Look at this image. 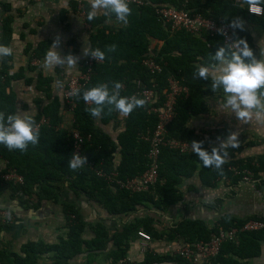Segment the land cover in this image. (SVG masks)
<instances>
[{
	"label": "trees",
	"instance_id": "obj_1",
	"mask_svg": "<svg viewBox=\"0 0 264 264\" xmlns=\"http://www.w3.org/2000/svg\"><path fill=\"white\" fill-rule=\"evenodd\" d=\"M145 1L147 4L142 6L128 4L130 8L128 22L126 26L119 28L106 24L109 17H116L114 13L106 12L102 16L94 15L89 19L91 7L86 3L85 21L93 30L90 37L91 51L99 49L104 52V57L101 62L94 64L89 81L75 97L76 105L72 111L71 128L62 126L63 111L68 109L57 95L52 94V77L42 72L38 73L36 88L42 91L43 97L47 99L43 105V98L37 99L39 109L32 116L35 122L39 123L38 142L29 143L24 151L9 150L0 145V158L6 162V168L0 171V194L4 189H9L12 196L18 198L21 206L37 208L44 200L59 202L62 192L69 189L78 197L86 196L89 201L97 203L110 215L129 216L137 213L142 207L168 212L184 201L185 194L181 187L186 179L192 178L198 172L203 183L209 187H216L224 178L235 184L243 182L244 170L253 174V182L260 181L264 174V155L238 159L236 154L244 149L241 143L224 148L227 155L219 168L214 165L205 167L195 151L180 152L167 146L163 147L159 158V181L145 192L131 193L97 175L96 170L100 168L107 173L116 169L117 178L126 180L146 171L149 143L142 136L153 131L158 121L157 114L149 112L150 104L143 96L137 94L135 97L143 99L145 103L133 108L125 116L124 129L114 140L96 124V121L100 119L102 123L107 124L117 120L119 111L114 106L105 104L101 107L99 115L93 116L89 109L97 106L91 101L86 103L82 98L83 91L100 83H107L111 89L113 82L119 81L121 83L119 95L132 97L141 88L150 87L155 82L157 83L155 88L161 96L156 106H160L164 100L163 91L168 87V79L175 77L181 85L188 88V93H182L177 98L176 114L167 128L168 138L190 145H193V141H199L201 147L209 152L216 147L210 145L211 140H207L190 127L189 121L209 113L208 98L221 91L217 89L214 93L211 90L210 79L194 77L193 72L199 65L212 63L211 54L221 45H225L224 39L222 36H211L206 32L199 35L185 30L172 32L167 24L159 20L156 12L158 7L170 5L228 25L232 19L238 17L243 21L244 29L243 31L234 29L235 37H245L255 52L256 47L248 26L256 25L264 30V15L258 18L247 10L250 3H257L264 9V0H190L187 4H184V0ZM71 9L77 10L76 2H71ZM11 21V17H8L4 22L0 42L2 44H9L12 33ZM150 37L159 38L163 41L162 46L152 50ZM112 45H115V48L109 51ZM49 47V41L41 42L34 50L33 58L37 60L44 58ZM147 57H152L161 65L162 70L152 72L148 69L143 63ZM11 59L12 55L2 57L0 69V116L3 117L16 113V93L12 89L7 91V88H11L13 79L25 76V69L10 73ZM29 68L32 69L31 66ZM26 82H32V78H26ZM72 128H77L83 135H90L83 145L86 163L75 169L68 167L74 149ZM118 153L120 163L115 165ZM10 168L22 176V183L3 179L2 174ZM236 170L240 173H235ZM223 203V199H218L211 207L219 210ZM63 211L68 222V233L65 238H60L55 244L27 243L22 247L23 257L16 253L0 252V263L39 264L41 255L53 253L55 263L73 264L71 261L84 252L90 257L97 252L106 251L112 243L116 250L111 251L108 257L111 264H116L127 258L130 242L140 229L153 239L195 243L210 241L212 234L219 231L220 227L228 229L241 226L249 219L264 223V217L238 219L226 214L212 225L204 220L184 219L164 232L156 227L153 217L146 215L126 222L110 236L106 227L99 222L89 226L76 205L64 202ZM88 227L95 235L91 239L84 237ZM262 244L264 229L241 233L236 240L223 244L220 254L212 264H242L243 260L257 257ZM166 263L193 264L179 255H161L152 251L146 252L142 262L128 264Z\"/></svg>",
	"mask_w": 264,
	"mask_h": 264
},
{
	"label": "crops",
	"instance_id": "obj_2",
	"mask_svg": "<svg viewBox=\"0 0 264 264\" xmlns=\"http://www.w3.org/2000/svg\"><path fill=\"white\" fill-rule=\"evenodd\" d=\"M91 5L92 3L90 7ZM105 13L106 11L102 8L95 10L96 16H102ZM8 17L12 20L10 25L12 33L8 44L12 48L9 70L10 73H14L25 69V76L13 79L11 88H7V91L12 89L16 93V113L33 116L39 109L37 99L43 98L42 105L47 102L42 91L36 88L38 73L42 72L52 77V94L61 99L60 94L67 79L80 72L82 63L89 56L85 52H91L90 37L93 30L85 21V16L81 13L79 15L78 10L67 8L64 0H0V42L3 37L4 22ZM106 24L113 28L126 26L116 17H109ZM248 30L253 38L256 54L259 55V50L264 48V30L256 25H249ZM57 39L61 56L71 55L76 61L44 67L45 57L41 60L34 59V50L43 41H49L52 44ZM150 43L151 49L154 50L159 49L163 41L150 37ZM1 67L2 57H0V69ZM26 78H32V82L27 83ZM208 104L209 113L191 119L190 127L207 140H211L210 145L219 146L223 142L224 148H227L237 143L243 144L244 149L236 154L238 159L264 155V113L257 116L253 112L247 118L238 119L230 108L225 107L222 90L210 96ZM125 116L118 112L117 120L104 124L97 119L96 124L116 140L124 129ZM72 123V112L64 110L62 126L71 128ZM119 163L120 154L118 153L115 165ZM5 168L6 162L0 158V171ZM181 189L185 194L184 201L168 212L142 207L137 213L129 216L110 215L100 205L89 201L86 196L78 197L69 189L62 192L59 202L44 200L37 208L21 206L18 198L13 197L9 189H4L0 194V208L11 212L14 220L11 224L0 225V252L16 253L23 257L22 247L27 243L55 244L60 238H65L68 233V222L63 211L64 202L76 205L89 226L98 222L103 224L110 236L126 222L146 215L153 217L156 227L164 232L184 219L204 220L212 225L226 214L238 219L264 217V174L257 183L235 184L230 179L224 178L216 187H209L203 183L198 172L192 178L186 179ZM218 199H223L224 203L219 210H215L211 204ZM94 236L93 230L88 227L84 237L91 239ZM151 238L152 240L147 242L137 233L130 242L127 258L120 261H125L126 264L142 262L148 251L161 255L171 254L168 246L173 241ZM113 250H116V246L110 243L106 251L97 252L90 257L84 252L71 263L111 264L108 254ZM55 262L53 253H45L39 260V264H57ZM242 264H264V244L261 245L260 254L257 257L243 260Z\"/></svg>",
	"mask_w": 264,
	"mask_h": 264
},
{
	"label": "built area",
	"instance_id": "obj_3",
	"mask_svg": "<svg viewBox=\"0 0 264 264\" xmlns=\"http://www.w3.org/2000/svg\"><path fill=\"white\" fill-rule=\"evenodd\" d=\"M77 3V10L83 16H85L86 3L90 5L93 0H64V4L67 8H71V2ZM190 0H184V4H187ZM128 4L142 6L147 4L145 0H127ZM247 10L250 14L256 17H262L264 15V9L257 3H250L247 6ZM159 20L167 24L172 32L185 30L195 35H199L202 32L209 33L211 36H222L225 44L232 42L236 39L235 30L228 24L218 23L214 19L206 18L201 14H192L185 9H177L170 5H161L156 9ZM220 29L223 31L221 32ZM100 58L95 59L90 54L84 60L80 72L76 75L70 76L67 79L66 85L62 88L60 97L64 107L67 105L68 111L72 112L76 102L75 97L79 90L86 82L89 81L92 68L94 64L101 62ZM144 65L152 72L162 70L160 64H158L152 57H147L143 61ZM157 83L153 82L150 87L146 86L138 90L132 97L137 94L143 96L150 104L149 112L157 114V124L153 131L143 135V139L149 143V151L147 154L148 168L141 175L134 178L120 180L118 179V172L112 170L107 173L104 169H97L96 173L100 177L106 178L109 182L114 183L120 189H124L131 193H139L150 190L159 181V158L161 149L163 147H170L172 149L179 150L180 152H192L193 146L187 142L170 139L167 136L168 125L172 122L176 114V102L180 94L188 93V88L181 85L179 80L175 77L168 79V87L163 91L164 100L160 106H156L161 96L158 90L155 88ZM38 128L39 123L35 122ZM73 137V153H79L84 156L83 145L86 139L90 138V135H83L77 128L71 129ZM82 166V165H81ZM237 174L240 172L236 170ZM242 181L246 183L253 182V174L248 171H242ZM3 179L11 181L13 183H22L23 178L14 169H7L2 174ZM14 220L11 212L0 208V225L11 224ZM264 229V223L260 220L249 219L245 221L241 226L225 229L220 227L219 231L212 234L210 241H199L195 243L184 242L177 243L172 242L168 246V250L173 255H179L188 259L193 264H212L214 259L220 254L222 246L227 241H234L241 233L256 232ZM138 236L143 240L150 242L151 236L144 230L140 229ZM116 264H126L125 261H120Z\"/></svg>",
	"mask_w": 264,
	"mask_h": 264
},
{
	"label": "clouds",
	"instance_id": "obj_4",
	"mask_svg": "<svg viewBox=\"0 0 264 264\" xmlns=\"http://www.w3.org/2000/svg\"><path fill=\"white\" fill-rule=\"evenodd\" d=\"M97 8H102L107 13H114L116 18L124 24L128 22L130 8L127 0H93L89 19L94 17ZM229 25L241 31L244 29L243 21L238 17L232 19ZM220 31L223 30L220 29ZM58 43L57 39L50 44V49L45 56L44 67L62 65L66 61L68 63L76 61L71 55L61 56L57 47ZM114 48L115 45H112L109 51ZM85 53L95 59L104 57V52L99 49ZM11 54L12 48L0 43V57ZM211 56L212 63L197 66L193 76L205 80L210 79L211 90L214 93L217 89L222 90L225 107L230 108L238 119L247 118L253 112L257 116L264 113V48H261L257 55L248 40L245 37H239L218 47ZM120 88L119 81H114L111 89L107 83H100L83 91L82 98L86 103L91 101L97 106L89 109L93 116L99 115L101 107L105 104L112 105L120 113L127 115L133 108L145 103L141 98L120 96L118 91ZM38 138L39 131L32 116L20 113H11L6 117L0 116V145L9 150L24 151L29 143H37ZM192 146L205 167L214 165L219 168L227 155L223 142L213 147L210 152L202 148L199 141H193ZM85 163L86 157L74 152L68 161V167L75 169Z\"/></svg>",
	"mask_w": 264,
	"mask_h": 264
},
{
	"label": "rangeland",
	"instance_id": "obj_5",
	"mask_svg": "<svg viewBox=\"0 0 264 264\" xmlns=\"http://www.w3.org/2000/svg\"><path fill=\"white\" fill-rule=\"evenodd\" d=\"M78 14L80 15V12H78Z\"/></svg>",
	"mask_w": 264,
	"mask_h": 264
}]
</instances>
